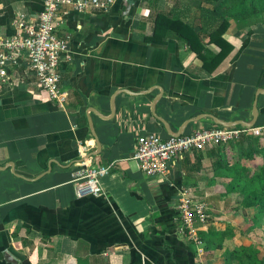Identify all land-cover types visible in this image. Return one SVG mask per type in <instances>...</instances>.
Returning a JSON list of instances; mask_svg holds the SVG:
<instances>
[{"label": "crops", "instance_id": "1", "mask_svg": "<svg viewBox=\"0 0 264 264\" xmlns=\"http://www.w3.org/2000/svg\"><path fill=\"white\" fill-rule=\"evenodd\" d=\"M213 5L57 8L64 104L48 98L23 58L0 83V264H140L141 256L146 264H237L226 253L249 244L264 254L255 235L264 229L249 226L240 196L221 193L227 178L212 177L204 154L197 161L201 150L152 176L131 158L140 133L166 138L232 121L264 137V15L247 22L227 8L223 32L210 39L221 20ZM40 8L41 0H0V34L13 35L19 19L34 22ZM156 14L192 25L196 37L188 43L175 22L153 30ZM80 160L111 163L99 178L103 194H74L69 173ZM183 194L206 206L192 234L176 208ZM201 233L222 240L203 249Z\"/></svg>", "mask_w": 264, "mask_h": 264}, {"label": "built area", "instance_id": "2", "mask_svg": "<svg viewBox=\"0 0 264 264\" xmlns=\"http://www.w3.org/2000/svg\"><path fill=\"white\" fill-rule=\"evenodd\" d=\"M115 0H41V8L34 22L19 19L13 35L0 34V83L8 79L9 70L26 62L24 70L34 77L37 85L46 92L49 99L58 105L65 102V94L59 88L57 68L61 53L65 49V37L54 33V16L59 6H68L78 11L106 10ZM251 128L212 126L195 128L189 132L161 138L154 133H140L136 136L131 158L138 169L146 175H160L166 172L173 159L191 150H202L207 146L235 140L247 134ZM111 163L91 165L84 160L76 162L69 173L77 197L103 194L99 178L107 174ZM176 208L183 228L194 232L193 221L205 222L206 206L185 194L178 199ZM194 240H197L194 237ZM198 242V241H197ZM140 264H146L140 257Z\"/></svg>", "mask_w": 264, "mask_h": 264}, {"label": "trees", "instance_id": "3", "mask_svg": "<svg viewBox=\"0 0 264 264\" xmlns=\"http://www.w3.org/2000/svg\"><path fill=\"white\" fill-rule=\"evenodd\" d=\"M205 1V0H204ZM216 14L220 17L216 25L209 33V38L220 36L227 21L224 18L228 9L236 13L237 19L245 18L247 22L264 15V0H211ZM225 10H224V8ZM228 8V9H227ZM225 12V13H224ZM255 17V18H254ZM172 22L178 27L171 26L177 35L186 38L196 37L192 25H187L178 20H171L162 14H156L153 19V30L170 27ZM188 35V36H187ZM222 49V48H221ZM261 135L242 134L239 138L202 149L201 153L195 155L197 161L202 156H207L212 166V177L227 178L222 185L221 193L236 194L240 196L239 206L251 210L249 226L259 227L264 224V143H261ZM204 154V155H203ZM214 179V178H213ZM202 248L208 249L210 242L220 244L222 234L201 233L199 236ZM258 249L253 245L241 246L226 253L227 261L237 264H264V254L257 257Z\"/></svg>", "mask_w": 264, "mask_h": 264}, {"label": "rangeland", "instance_id": "4", "mask_svg": "<svg viewBox=\"0 0 264 264\" xmlns=\"http://www.w3.org/2000/svg\"><path fill=\"white\" fill-rule=\"evenodd\" d=\"M254 130H257V129H254ZM254 130H251V132H254ZM260 139H261L260 140L261 143H264V137H261ZM261 225H262V227H260ZM261 225L259 226L258 231L260 229H264V224H261ZM255 231H257V230H255ZM255 235L257 236L258 240H261V241H258V243H260L261 250L264 251V231H262L261 234H259V232H258ZM261 235H262V239L261 238L259 239V236H261Z\"/></svg>", "mask_w": 264, "mask_h": 264}, {"label": "water", "instance_id": "5", "mask_svg": "<svg viewBox=\"0 0 264 264\" xmlns=\"http://www.w3.org/2000/svg\"><path fill=\"white\" fill-rule=\"evenodd\" d=\"M126 2V1H125ZM216 124H218V125H221V126H232V125H234L235 124V122H230V123H227L226 121H217V122H215ZM252 123L253 122H250V123H245L244 125H246V126H251L252 125ZM179 133H177L176 135H178Z\"/></svg>", "mask_w": 264, "mask_h": 264}]
</instances>
